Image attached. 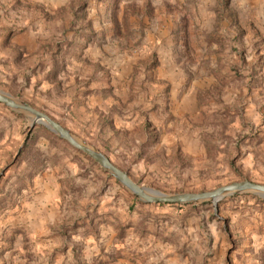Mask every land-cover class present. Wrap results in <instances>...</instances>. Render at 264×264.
I'll use <instances>...</instances> for the list:
<instances>
[{
    "label": "rangeland",
    "instance_id": "obj_1",
    "mask_svg": "<svg viewBox=\"0 0 264 264\" xmlns=\"http://www.w3.org/2000/svg\"><path fill=\"white\" fill-rule=\"evenodd\" d=\"M0 91L140 186L264 185V0H0ZM262 200L144 204L0 104V264H264Z\"/></svg>",
    "mask_w": 264,
    "mask_h": 264
},
{
    "label": "water",
    "instance_id": "obj_2",
    "mask_svg": "<svg viewBox=\"0 0 264 264\" xmlns=\"http://www.w3.org/2000/svg\"><path fill=\"white\" fill-rule=\"evenodd\" d=\"M0 104L10 110L24 114L31 121V126L42 125L61 140L68 143L73 149L81 152L104 172L112 176L124 189L144 204L163 205H202L210 204L217 207L222 200L237 196L250 194L264 200V185L248 181L235 182L219 187L209 192L167 194L151 188L134 183L128 175L115 167L109 159L93 148L78 141L67 129L50 117L41 113L30 105L15 99L7 93L0 91Z\"/></svg>",
    "mask_w": 264,
    "mask_h": 264
},
{
    "label": "trees",
    "instance_id": "obj_3",
    "mask_svg": "<svg viewBox=\"0 0 264 264\" xmlns=\"http://www.w3.org/2000/svg\"><path fill=\"white\" fill-rule=\"evenodd\" d=\"M258 199L262 200V199H261V198H259V197H258ZM134 200H136V201H137V198H135V197H134ZM262 201H264V200H262ZM155 205H163V204H155Z\"/></svg>",
    "mask_w": 264,
    "mask_h": 264
}]
</instances>
